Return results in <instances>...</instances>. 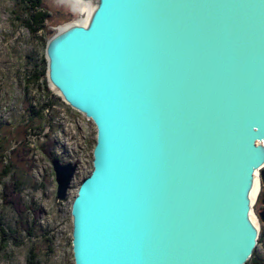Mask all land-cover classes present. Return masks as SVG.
<instances>
[{"label": "water", "instance_id": "1", "mask_svg": "<svg viewBox=\"0 0 264 264\" xmlns=\"http://www.w3.org/2000/svg\"><path fill=\"white\" fill-rule=\"evenodd\" d=\"M90 2L44 47L47 84L95 127L73 264H246L256 172L264 185V0ZM76 167L52 161L57 200Z\"/></svg>", "mask_w": 264, "mask_h": 264}, {"label": "rangeland", "instance_id": "2", "mask_svg": "<svg viewBox=\"0 0 264 264\" xmlns=\"http://www.w3.org/2000/svg\"><path fill=\"white\" fill-rule=\"evenodd\" d=\"M17 2L0 0V217L3 223L0 226V264H25L30 247H34L41 264H73L70 205L78 185L91 170L95 127L68 107L50 85L46 95L51 97V109H45L41 120L31 119L26 111L27 101L38 103L42 94L31 88L27 99L23 74L32 58L44 56L46 42L80 17L70 2L43 0L49 18L44 23L45 28L33 37L14 19ZM53 160L77 164L63 201L56 199ZM12 180L20 186L19 196L12 195L15 202H19L18 206L8 205L2 199L4 185L11 184ZM259 181L252 214L260 231L246 264H264V223L259 218L264 209V185L260 177ZM26 218L28 223L32 218L36 223L35 229L29 228L31 224L26 227L34 231L31 237L19 223ZM3 229H8L6 236L1 234ZM9 229L14 232L12 235ZM41 229L49 231L54 238L49 255L40 237Z\"/></svg>", "mask_w": 264, "mask_h": 264}, {"label": "trees", "instance_id": "3", "mask_svg": "<svg viewBox=\"0 0 264 264\" xmlns=\"http://www.w3.org/2000/svg\"><path fill=\"white\" fill-rule=\"evenodd\" d=\"M17 7L14 10L15 17L14 19L24 28L28 31V33L36 37L40 31H42L44 27V23L49 18L48 13L44 9L43 0H18ZM23 88L26 91L27 99H28V93L31 88H33L36 91L41 92L42 96H40L39 102L35 103L34 100H28V106H27V114L28 116L33 120H41L42 114L45 111V109L48 111L51 109L53 103L51 101V97L49 95H46V92H48V84L46 81V61L44 56L40 58H32L30 66L25 69V72L23 74ZM60 99V98H58ZM95 143V142H94ZM94 147V145H93ZM51 155V154H50ZM52 158V156H51ZM53 159V158H52ZM3 175L7 173H2ZM1 174V175H2ZM11 185V187L9 186ZM4 190L2 193V199L3 201L11 206H18L19 202L14 200L12 195H16V197L19 196L20 186L19 183H16L14 180H12L11 184L4 185ZM9 190L10 193H7ZM29 209V208H28ZM27 218L24 219V221L19 222L21 227L24 228V230H28L26 227H28V224H31L29 228L35 229V221H33V218L31 220V223L27 222ZM18 223V222H17ZM2 221L0 217V226H2ZM11 231L12 230L9 229ZM6 230H1V234L3 236H6ZM41 239L46 247V250L48 251V255L52 253L53 246H54V238L50 235L49 231H42L40 230ZM28 237H31L34 234L33 230H28L26 232ZM9 235V234H7ZM261 235V234H260ZM253 261V260H252ZM25 264H41L38 260L37 254L35 252L34 247H30L26 256V263Z\"/></svg>", "mask_w": 264, "mask_h": 264}, {"label": "bare ground", "instance_id": "4", "mask_svg": "<svg viewBox=\"0 0 264 264\" xmlns=\"http://www.w3.org/2000/svg\"><path fill=\"white\" fill-rule=\"evenodd\" d=\"M62 1L63 2H70V3H72L73 9L75 11H77L76 13H78L79 15L84 16V17H88L90 11L92 10V5H91L90 0H62ZM259 177H260V173L259 172H256L255 173L254 186H253V190L251 192V201H252V204L255 201V199H256V197H257V195L259 193L258 192L259 191V188H260ZM255 223H256V225L259 228V223H258L257 220L255 221ZM259 231H260V229H259Z\"/></svg>", "mask_w": 264, "mask_h": 264}]
</instances>
